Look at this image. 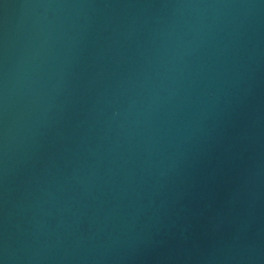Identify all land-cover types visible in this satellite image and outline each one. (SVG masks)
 I'll list each match as a JSON object with an SVG mask.
<instances>
[{"label":"water","instance_id":"water-1","mask_svg":"<svg viewBox=\"0 0 264 264\" xmlns=\"http://www.w3.org/2000/svg\"><path fill=\"white\" fill-rule=\"evenodd\" d=\"M0 264H264V0H0Z\"/></svg>","mask_w":264,"mask_h":264}]
</instances>
